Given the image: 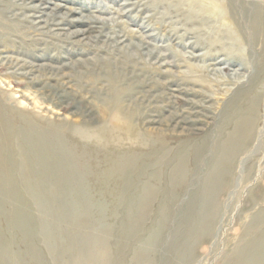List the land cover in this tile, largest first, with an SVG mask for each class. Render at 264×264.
Masks as SVG:
<instances>
[{"label":"rangeland","instance_id":"374dc122","mask_svg":"<svg viewBox=\"0 0 264 264\" xmlns=\"http://www.w3.org/2000/svg\"><path fill=\"white\" fill-rule=\"evenodd\" d=\"M51 1L0 0V264H263L264 0Z\"/></svg>","mask_w":264,"mask_h":264},{"label":"bare ground","instance_id":"6f19581e","mask_svg":"<svg viewBox=\"0 0 264 264\" xmlns=\"http://www.w3.org/2000/svg\"><path fill=\"white\" fill-rule=\"evenodd\" d=\"M31 1H38L37 4H33L32 7L34 8L35 11L39 12L41 15L42 14H48V16H53L54 12L53 11H59L61 8H64L63 5L59 4V3H53L51 0H31ZM52 4V5H49ZM31 6V5H30ZM29 8V7H28ZM6 9V8H4ZM45 9H50L51 13L45 12ZM65 9V8H64ZM33 10V9H32ZM66 10V9H65ZM53 12V13H52ZM77 12V10L75 8H69L68 9V13H75ZM79 12V11H78ZM68 13L66 12H62V14H58V20L56 21V24H62L65 21L68 20ZM89 14V13H88ZM34 15V14H33ZM55 16V15H54ZM67 16V17H66ZM71 19V18H70ZM69 19V20H70ZM76 21V22H93L95 21L93 18L87 16V15H83L82 13H79V17H76L73 19H71L70 21ZM55 21V19H54ZM68 23V22H67ZM26 26V25H25ZM55 26V25H54ZM33 30V29H32ZM85 30H75L72 31L70 34L73 35H81L82 33L84 34ZM85 35V34H84ZM121 39V38H120ZM145 40V39H144ZM107 45V44H106ZM152 51V50H151ZM145 52V51H144ZM149 55V54H148ZM132 57L129 55V58ZM128 58V59H129ZM138 58V57H137ZM234 59V58H232ZM125 60V59H124ZM131 61L133 62V59L131 58ZM128 62V61H127ZM130 62V61H129ZM214 63V62H213ZM170 64V63H169ZM168 64V65H169ZM171 65V64H170ZM130 67V66H129ZM130 69V68H129ZM154 69V68H153ZM125 71V70H124ZM24 72V71H23ZM119 73V72H118ZM128 74V73H127ZM176 74V73H175ZM131 75V74H130ZM116 76V75H115ZM117 78V77H116ZM131 78V77H130ZM238 78V77H237ZM110 80V85H111V89L113 91V96L112 98L109 100L108 103V108L110 110V112L113 114V118L115 119L114 121V125H116L119 129H122L124 134L127 135L128 137H132L136 142H140V140H142V136H140L138 133H136V130L133 128V126L131 125V119L133 117L134 111H130V112H125V108L123 105V97L127 94H129L131 92V90L133 89V86H119L118 85V81L117 79H109ZM132 80V79H131ZM125 81V80H124ZM130 81V80H129ZM136 84H142L143 79H134ZM134 84V82H132ZM125 84V83H124ZM129 84V83H128ZM136 88V87H135ZM135 92V91H132ZM131 92V93H132ZM170 95V94H169ZM242 100V99H241ZM254 104H255V99H246L245 103L243 105V110H240V112L238 113L237 117L235 120H233V129L231 132V141H232V149H234V147H240L241 145L250 142L249 139H251L250 137L252 136L253 130H254V125L256 122V118L254 115ZM159 110V109H158ZM175 113V112H174ZM170 117V116H169ZM171 119V118H170ZM169 119V120H170ZM167 123V122H166ZM176 126V125H175ZM116 128V127H115ZM187 132V131H186ZM4 132V126L2 124V120H0V136H3L2 138H5L6 134L3 135ZM110 133V130H102V132H100L99 134V138H106L108 137ZM227 135V133H226ZM116 136V135H115ZM113 138V136H112ZM143 140H145V137H143ZM150 140V139H149ZM148 140V141H149ZM152 140V139H151ZM157 140V139H156ZM161 139H159L160 141ZM222 141V140H221ZM230 140L226 141L227 143H229ZM144 142V141H143ZM220 145V144H219ZM229 146V145H228ZM130 161H132L134 158L130 157ZM2 162V160H0ZM0 162V164H1ZM127 163V162H125ZM180 163V162H178ZM128 164V163H127ZM179 165V164H178ZM117 169H121L123 167V165H118V163H116ZM179 166H176V168L174 169L175 174H179V176L181 175V170L178 169ZM181 167V166H180ZM173 171V172H174ZM230 171V170H229ZM151 190V189H150ZM212 221V220H211ZM263 241V240H262ZM255 244V243H254ZM249 249V248H248ZM104 252V250L102 251V253ZM107 252V251H106ZM264 253V252H263ZM104 255V253L102 254V256ZM260 258V257H259ZM252 260V259H251ZM256 260V259H255ZM264 262V261H263ZM251 263V262H250ZM262 263V262H261ZM264 264V263H263Z\"/></svg>","mask_w":264,"mask_h":264}]
</instances>
